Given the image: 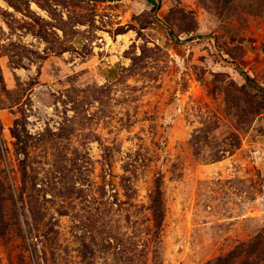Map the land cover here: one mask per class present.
I'll use <instances>...</instances> for the list:
<instances>
[{"label":"rangeland","instance_id":"1","mask_svg":"<svg viewBox=\"0 0 264 264\" xmlns=\"http://www.w3.org/2000/svg\"><path fill=\"white\" fill-rule=\"evenodd\" d=\"M243 73L264 0H0V264H264Z\"/></svg>","mask_w":264,"mask_h":264},{"label":"trees","instance_id":"2","mask_svg":"<svg viewBox=\"0 0 264 264\" xmlns=\"http://www.w3.org/2000/svg\"><path fill=\"white\" fill-rule=\"evenodd\" d=\"M90 1H101V2H115V1H123V0H90ZM155 6H156V0H150ZM243 78L245 79L248 86H250L253 90L262 93L264 96V87L260 86L254 79H252L250 76L246 75L245 73L241 74ZM13 136L18 140V147L21 145L20 142V135L17 132H13ZM157 200V199H156ZM156 206H158V210H160V202L157 200L155 202ZM160 218V216H159Z\"/></svg>","mask_w":264,"mask_h":264}]
</instances>
